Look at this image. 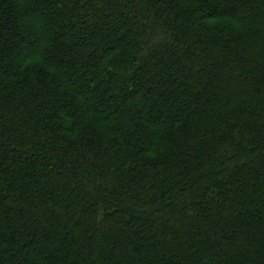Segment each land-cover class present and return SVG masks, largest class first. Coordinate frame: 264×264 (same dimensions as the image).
<instances>
[{"label": "trees", "instance_id": "1", "mask_svg": "<svg viewBox=\"0 0 264 264\" xmlns=\"http://www.w3.org/2000/svg\"><path fill=\"white\" fill-rule=\"evenodd\" d=\"M0 264H264V0H0Z\"/></svg>", "mask_w": 264, "mask_h": 264}]
</instances>
